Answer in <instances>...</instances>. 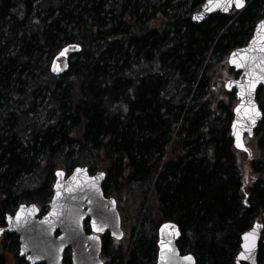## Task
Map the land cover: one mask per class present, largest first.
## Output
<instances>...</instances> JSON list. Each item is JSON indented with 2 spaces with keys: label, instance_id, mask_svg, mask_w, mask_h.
I'll use <instances>...</instances> for the list:
<instances>
[{
  "label": "trees",
  "instance_id": "1",
  "mask_svg": "<svg viewBox=\"0 0 264 264\" xmlns=\"http://www.w3.org/2000/svg\"><path fill=\"white\" fill-rule=\"evenodd\" d=\"M203 4L0 0V229L20 205L44 214L55 172L83 167L107 175L125 231L102 238L105 264H157L166 222L196 264H236L242 235L264 225V119L247 184L231 138L236 97L214 74L238 75L228 56L252 39L264 0L198 25ZM70 44L81 51L55 77L51 63ZM257 101L264 115V90ZM8 254L28 264L18 237L2 234L0 264Z\"/></svg>",
  "mask_w": 264,
  "mask_h": 264
},
{
  "label": "water",
  "instance_id": "2",
  "mask_svg": "<svg viewBox=\"0 0 264 264\" xmlns=\"http://www.w3.org/2000/svg\"><path fill=\"white\" fill-rule=\"evenodd\" d=\"M237 0H204L192 20L201 25L217 14L242 11L247 7L236 6ZM65 55H62L64 50ZM81 47L70 44L53 59L50 71L61 77L69 71L70 62ZM227 63L238 73L237 78L225 82L224 89L234 92L231 138L235 150L248 152L246 138L254 136L264 115L257 101L259 90H264V19L254 31L250 42L230 53ZM104 172L91 175L87 168L77 167L70 174L55 172L52 200L47 212L40 216L36 204L20 205L13 215H8L0 235H15L19 239V257L28 264H64L70 253L72 264H105L101 258L102 238L108 234L115 240L124 238L121 217L115 199L106 197L103 185ZM88 222L89 233L85 229ZM264 225L255 222L241 237L236 264H259L258 256L264 246ZM182 234L175 223L166 222L158 230L157 264H196L191 254L182 255L178 243ZM247 237V238H246ZM191 257V259H188Z\"/></svg>",
  "mask_w": 264,
  "mask_h": 264
},
{
  "label": "rangeland",
  "instance_id": "3",
  "mask_svg": "<svg viewBox=\"0 0 264 264\" xmlns=\"http://www.w3.org/2000/svg\"><path fill=\"white\" fill-rule=\"evenodd\" d=\"M229 68L230 67L228 66V69ZM237 76H235L234 74L228 73L227 68H217L214 74V78H215L214 81L220 83L221 87L219 88V91L227 92L224 89L225 82L230 79H235L237 78ZM246 143L250 149V152L248 154L237 152V159H238L239 167L241 170V176L245 180L244 183L248 184V183H251L250 181L252 178V173H251V170L249 169V165L251 164L250 159L252 160V157L258 156L259 153H257V149H256L257 139L255 137H253L252 139H247ZM127 225H128L127 222H125L124 227ZM6 258H7V264H16L15 258L12 255L8 254L6 255Z\"/></svg>",
  "mask_w": 264,
  "mask_h": 264
},
{
  "label": "snow or ice",
  "instance_id": "4",
  "mask_svg": "<svg viewBox=\"0 0 264 264\" xmlns=\"http://www.w3.org/2000/svg\"><path fill=\"white\" fill-rule=\"evenodd\" d=\"M244 5V0H237V3H236V6L237 7H243ZM67 53V50L65 49L63 52H62V55H65ZM247 238V237H246ZM188 259H191V257H189Z\"/></svg>",
  "mask_w": 264,
  "mask_h": 264
},
{
  "label": "flooded vegetation",
  "instance_id": "5",
  "mask_svg": "<svg viewBox=\"0 0 264 264\" xmlns=\"http://www.w3.org/2000/svg\"><path fill=\"white\" fill-rule=\"evenodd\" d=\"M88 225V224H87Z\"/></svg>",
  "mask_w": 264,
  "mask_h": 264
}]
</instances>
